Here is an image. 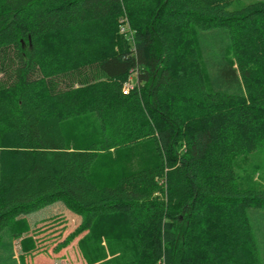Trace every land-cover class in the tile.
Segmentation results:
<instances>
[{
  "label": "trees",
  "instance_id": "trees-1",
  "mask_svg": "<svg viewBox=\"0 0 264 264\" xmlns=\"http://www.w3.org/2000/svg\"><path fill=\"white\" fill-rule=\"evenodd\" d=\"M236 4L0 0V264L59 207L86 264H264V1Z\"/></svg>",
  "mask_w": 264,
  "mask_h": 264
},
{
  "label": "rangeland",
  "instance_id": "rangeland-1",
  "mask_svg": "<svg viewBox=\"0 0 264 264\" xmlns=\"http://www.w3.org/2000/svg\"><path fill=\"white\" fill-rule=\"evenodd\" d=\"M255 1L264 0H238V4L230 9ZM252 161L258 165L260 172L264 173V154L256 152ZM253 178H258L260 185H264V176L260 179L254 175ZM33 215H36L33 220L27 219L28 231L21 236L30 238L31 249L22 250L19 239L12 242L13 258L19 264H86L77 247V242L84 233L70 237L80 223L78 216L64 207L46 208ZM55 246L59 251H53Z\"/></svg>",
  "mask_w": 264,
  "mask_h": 264
},
{
  "label": "built area",
  "instance_id": "built-area-1",
  "mask_svg": "<svg viewBox=\"0 0 264 264\" xmlns=\"http://www.w3.org/2000/svg\"><path fill=\"white\" fill-rule=\"evenodd\" d=\"M132 86H133V84H132V82L130 81V82H127V83H125V84H123V86H122V93L123 94H126L130 89H132Z\"/></svg>",
  "mask_w": 264,
  "mask_h": 264
}]
</instances>
